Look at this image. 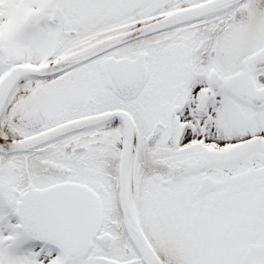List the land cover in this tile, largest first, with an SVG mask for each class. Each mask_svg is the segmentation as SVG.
I'll list each match as a JSON object with an SVG mask.
<instances>
[{
	"label": "snow or ice",
	"instance_id": "obj_1",
	"mask_svg": "<svg viewBox=\"0 0 264 264\" xmlns=\"http://www.w3.org/2000/svg\"><path fill=\"white\" fill-rule=\"evenodd\" d=\"M0 264H264V0H0Z\"/></svg>",
	"mask_w": 264,
	"mask_h": 264
}]
</instances>
